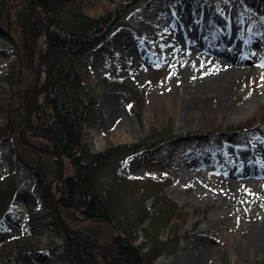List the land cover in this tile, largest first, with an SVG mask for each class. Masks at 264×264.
Masks as SVG:
<instances>
[{"label": "rangeland", "instance_id": "obj_1", "mask_svg": "<svg viewBox=\"0 0 264 264\" xmlns=\"http://www.w3.org/2000/svg\"><path fill=\"white\" fill-rule=\"evenodd\" d=\"M25 3L27 0H9L7 22H0V49H4L0 51V125L11 122L18 113L22 123L14 129L16 138L21 137L36 77L41 88L49 59L40 64L46 52L43 25H48L50 18L37 8L39 18L34 14L28 19V10L26 22L39 33L32 45L36 49L38 43L31 59L33 88L24 98L25 78L15 49L20 44L16 18ZM151 4L145 11L134 7L126 18L128 25L110 35L109 56L95 52L87 62L84 86L95 100V115L84 126V142L95 153L107 146L138 142L149 127L158 129L168 123L173 125L174 133L182 134L251 122L244 143L189 144L182 153L171 157L176 159L173 167L135 153L124 160L120 173L140 179L163 169L169 171L171 180L164 194L187 213L179 223L177 250L158 257L154 264H264V13L247 8L243 0H154ZM113 7L110 1L92 0V7L83 11L96 16ZM235 14L239 20L233 30L240 34L235 36L236 44L210 36L209 32L225 34L229 18ZM176 29L179 32L174 34ZM4 34L10 36V43L4 40ZM204 44L210 49L221 47L244 61L228 65L212 56ZM233 68L246 70L236 76L229 73ZM12 69L17 81L15 78L10 86L6 75ZM223 79L234 82L233 86L222 85ZM124 83L128 88L141 89V95L127 98L118 90ZM43 98L44 93L37 95L35 109ZM110 103L115 105V111L102 109L103 104ZM31 121L38 128L33 116ZM258 127L262 128L259 132ZM23 137L29 147L23 148L24 154L33 159H38L40 153L29 144L54 150L48 140L28 127ZM16 154L21 155L13 138H2L0 185L9 179L14 191L9 201L11 208L0 215V264L14 263L13 240L21 241L27 231L37 249L35 262L28 260V264H64L62 258L44 251L48 237L55 235L57 253L62 252V232L52 222L51 203L58 199L51 197L53 184L45 192L47 202L41 200L44 184L53 174L41 173L43 179L38 182L37 163L30 164L25 157L21 163ZM48 157L55 171L57 159ZM64 163L67 175L72 167L65 157ZM149 202L150 199L146 204ZM101 245L111 249L110 245ZM95 251L101 264H113L109 255Z\"/></svg>", "mask_w": 264, "mask_h": 264}, {"label": "trees", "instance_id": "obj_2", "mask_svg": "<svg viewBox=\"0 0 264 264\" xmlns=\"http://www.w3.org/2000/svg\"><path fill=\"white\" fill-rule=\"evenodd\" d=\"M106 1H110L114 7L93 16L83 11L92 7V0H35L40 10L53 21L54 30L50 35L47 86L33 117L40 131L55 142L72 167L71 173L64 180V192L58 202V210L66 223L82 238L110 245L118 264H154L158 257L173 254L177 250L179 223L183 222L187 213L164 194L171 180L169 171L163 169L156 175L132 178L120 173L123 161L132 154L144 153L148 159H156L162 166L173 167L176 159L171 157L182 153L192 142L201 145L221 141L241 144L244 143V135L251 131L252 124L244 122L224 129L176 134L173 125L168 123L158 129L149 127L138 142L119 143L91 152L84 142L83 130L95 115V100L84 86L87 62L95 52L109 56L110 35L116 29L128 25L126 18L134 7L145 11L154 0ZM243 1L249 9L264 13V7L261 6L264 0ZM8 3L9 0H0L2 24L5 20L7 22ZM28 10L26 4L16 18L20 44L15 49L22 63L25 78L23 97L26 99L33 88L31 59L38 43L36 49L32 45L39 33L34 25L26 22ZM216 24L219 25L218 22ZM3 37L5 41L11 42L8 34ZM13 69L6 75L10 86L14 84L15 78L17 81ZM126 85L121 84L118 90L127 98L134 99L141 95V89L128 88ZM21 123L22 119L16 113L11 122L0 125V140L12 137L18 154L22 155L16 154L18 161L22 163V157H25L30 164L37 163L36 166L45 176H51L54 167L48 156L37 153L38 161L24 154L23 148L29 147L20 137L16 138L14 133V129H18ZM13 191L11 180L5 179L0 185V215L11 208L9 201ZM45 192L43 190L41 200L47 202L49 198ZM51 213L52 222L58 227L53 209ZM51 231L55 232V228ZM54 236L48 237L44 251L62 258L64 264H101L95 250L65 234L61 235L62 252L57 253ZM13 241L16 248L11 255L13 264H28V260L35 262L37 249L28 231L21 241Z\"/></svg>", "mask_w": 264, "mask_h": 264}, {"label": "water", "instance_id": "obj_3", "mask_svg": "<svg viewBox=\"0 0 264 264\" xmlns=\"http://www.w3.org/2000/svg\"><path fill=\"white\" fill-rule=\"evenodd\" d=\"M28 1V6H29V14H28V19H31V17L34 14H39V12L37 11V5L35 0H27ZM38 23V22H37ZM39 24V23H38ZM53 22L52 21H48V25H46V32H45V41H46V52L44 54V58L43 60H41L40 64H45L49 55H50V35H51V30L50 27H52ZM46 70V69H45ZM36 72V68L34 70ZM47 72V70H46ZM47 86V75H45V81L44 84L42 85L41 88H39L38 82H37V77H36V84L34 86V90L29 98L28 101V107H27V113L24 119V125L21 131V136L23 137V134L25 132V127H28L33 134L42 137L48 141H50L53 146H54V150H48L45 148H41V147H36L34 145L29 144V142H27L34 150H36L37 152H40L42 154H46L51 156L52 158H56V171L55 174L52 176V178L48 181L47 185H46V190H48L52 184H54L57 180L61 181V188H60V192L63 193V180H64V172H65V163H64V159H63V155L61 153L60 148L55 144V142L46 134L42 133L39 131L38 128L34 127L32 122H31V115H32V108L35 106V99L37 97V95L39 93H43L46 89ZM24 138V137H23ZM53 208L57 217V221L62 229V231L70 236H73L74 238H76L77 240H79L80 242H82L85 246L90 247L94 250H99L101 252H103L106 255H109L112 263L113 264H118L115 256L113 255L110 247L108 246H103L101 244H97L88 240H85L83 238H81L74 230H72L70 227H68L63 220L61 219L58 211H57V207L56 204H53Z\"/></svg>", "mask_w": 264, "mask_h": 264}, {"label": "bare ground", "instance_id": "obj_4", "mask_svg": "<svg viewBox=\"0 0 264 264\" xmlns=\"http://www.w3.org/2000/svg\"><path fill=\"white\" fill-rule=\"evenodd\" d=\"M37 16V14L35 15ZM39 16V15H38ZM37 16V18H39ZM175 17V16H173ZM238 20H239V16L238 14L234 16V18H229V26H228V30L225 31V34H222V35H218V34H213V32H209L210 36L214 37V38H217L219 39L218 41L220 40H223V41H229L231 44H236V40H235V36L238 34V36L240 35L235 29L233 30V28L235 27V25L238 23ZM200 24L203 25L204 24V19H202L200 21ZM46 26L43 25V29H46L45 28ZM199 27H201L199 25ZM179 32V30H175V33L174 34H177ZM224 43V42H223ZM174 44H177V39L175 38L174 39ZM204 48L210 53L212 54V56H217L218 58L220 59H223L225 60L226 62H228V65H232V64H239V63H243V59L241 60V58H239L238 56H235V54H229V53H226L223 51V49L221 47H219L218 49H210L207 47L206 44H204ZM40 69L42 70L43 69V66L40 67ZM246 69H236V68H233L229 71L234 73L236 76L240 75L241 73L245 72ZM225 71V70H224ZM222 85H225L228 87H231L233 86L234 82L232 81H226L225 79H223V81L221 82ZM229 89V88H227ZM230 91V90H229ZM103 107H105L104 109H109L111 111H115V105L113 104H107V106L105 104L102 105V109ZM1 147L2 148H5L6 147V143L5 142H2L1 143ZM53 187L55 188V192H51V197L53 200H56V198L58 197V192H59V189L61 187V181L57 180L54 184H53Z\"/></svg>", "mask_w": 264, "mask_h": 264}, {"label": "snow or ice", "instance_id": "obj_5", "mask_svg": "<svg viewBox=\"0 0 264 264\" xmlns=\"http://www.w3.org/2000/svg\"><path fill=\"white\" fill-rule=\"evenodd\" d=\"M262 66H264V65H262Z\"/></svg>", "mask_w": 264, "mask_h": 264}]
</instances>
